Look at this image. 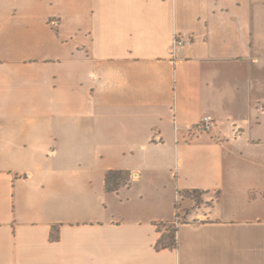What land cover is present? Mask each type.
Returning <instances> with one entry per match:
<instances>
[{
    "label": "crops",
    "instance_id": "0c3cea01",
    "mask_svg": "<svg viewBox=\"0 0 264 264\" xmlns=\"http://www.w3.org/2000/svg\"><path fill=\"white\" fill-rule=\"evenodd\" d=\"M0 264H264V0H0Z\"/></svg>",
    "mask_w": 264,
    "mask_h": 264
},
{
    "label": "rangeland",
    "instance_id": "374dc122",
    "mask_svg": "<svg viewBox=\"0 0 264 264\" xmlns=\"http://www.w3.org/2000/svg\"><path fill=\"white\" fill-rule=\"evenodd\" d=\"M187 197V196H186ZM192 198L195 202H197L198 205L202 203V199H200L199 195H192ZM162 203L157 201V199H109L107 204L105 205L104 209H99L100 214L107 213L110 216H123L125 218H134L136 216L141 217H155L159 215V211L161 208L167 207L168 204L171 207V210L174 214V217L176 216V211L174 208V204L177 202L176 199H172V201H167L168 199H163ZM174 201V203H173ZM181 200L179 203L180 208V216L182 217V222H185L186 215L184 214V207L183 204H181ZM160 209V210H159ZM188 210V209H187ZM161 212V211H160ZM169 225H162L161 229L164 231H168L167 229ZM171 227V226H170Z\"/></svg>",
    "mask_w": 264,
    "mask_h": 264
},
{
    "label": "trees",
    "instance_id": "16d2710c",
    "mask_svg": "<svg viewBox=\"0 0 264 264\" xmlns=\"http://www.w3.org/2000/svg\"><path fill=\"white\" fill-rule=\"evenodd\" d=\"M129 175L130 173L128 171H122V170L108 171L105 175L106 189L108 191H117L121 186L128 185ZM194 194L200 196L201 192L200 191H191V192H185V193L180 192L179 193L180 198H181L180 200L182 201V198L186 196L192 197V195ZM178 207H179V204H176L175 209L177 210ZM188 211L189 210H186L185 213L187 214ZM168 227H169L167 229L168 231L163 232L158 241V247L160 248H175L178 245L177 238H176L178 227L174 224H170ZM52 238L57 239L58 236H56L55 234H52Z\"/></svg>",
    "mask_w": 264,
    "mask_h": 264
},
{
    "label": "built area",
    "instance_id": "2783aa9c",
    "mask_svg": "<svg viewBox=\"0 0 264 264\" xmlns=\"http://www.w3.org/2000/svg\"><path fill=\"white\" fill-rule=\"evenodd\" d=\"M51 23L56 25V24H58V21L54 20ZM185 36L186 35L183 33H176L174 35L173 43H172V52H171L174 57L177 54V49L179 47H183L184 45H186L188 43V40L186 39ZM215 125H216V120L214 119V117H212L210 115H206V116H203L201 118V120L193 127V131L196 133L207 132V131H210ZM180 199L181 198H180V195L178 193L176 204L180 203ZM179 214H180V208L178 207V209L176 210L175 220L173 221V224L176 225L177 227L182 222L181 221L182 217Z\"/></svg>",
    "mask_w": 264,
    "mask_h": 264
}]
</instances>
